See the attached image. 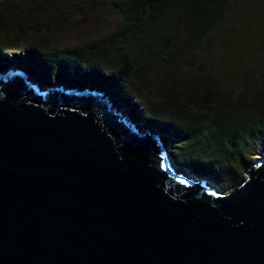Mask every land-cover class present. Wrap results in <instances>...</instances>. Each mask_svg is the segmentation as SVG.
Segmentation results:
<instances>
[{
  "label": "water",
  "instance_id": "obj_1",
  "mask_svg": "<svg viewBox=\"0 0 264 264\" xmlns=\"http://www.w3.org/2000/svg\"><path fill=\"white\" fill-rule=\"evenodd\" d=\"M181 168L97 89L0 72V264H264V151L225 193Z\"/></svg>",
  "mask_w": 264,
  "mask_h": 264
},
{
  "label": "trees",
  "instance_id": "obj_2",
  "mask_svg": "<svg viewBox=\"0 0 264 264\" xmlns=\"http://www.w3.org/2000/svg\"><path fill=\"white\" fill-rule=\"evenodd\" d=\"M80 1L0 0V72L18 68L43 86L108 82V96L133 121L171 139L175 165L226 189L242 181L250 156L264 151V0L255 3L259 16L247 0H110L119 24L55 45L56 24L82 13ZM197 53L212 70L188 61ZM218 71L237 83L220 86Z\"/></svg>",
  "mask_w": 264,
  "mask_h": 264
},
{
  "label": "rangeland",
  "instance_id": "obj_3",
  "mask_svg": "<svg viewBox=\"0 0 264 264\" xmlns=\"http://www.w3.org/2000/svg\"><path fill=\"white\" fill-rule=\"evenodd\" d=\"M261 1L262 0H247V2H249L250 4L249 5L250 7H247V9L249 12L252 13L253 16H259L258 14L260 11H257V14L254 13L256 11L255 3H258ZM97 2H99V4H97ZM78 4L81 7L84 6L83 10H81L82 13L78 12L79 10L78 11L76 10L77 13H71L72 15H70V17L67 18L66 22L64 23L59 22L56 24L57 25L55 27L56 28V32H55L56 38L53 41L55 45L62 46V45H68V44H78V43L87 42L92 39L94 40L100 37L107 30L113 28L114 26H116L117 24L121 22L119 14L114 10L113 6L110 4V0H104V1L95 0V2H89L88 0H84V1L81 0ZM92 5H95L98 7L95 8ZM232 40H233L232 43L233 42L236 43L234 46L237 48V51H239L241 55H243L245 51L247 50L246 48L243 47V42L241 41L239 42L236 39H232ZM199 57L200 58L202 57L201 53H197L196 56H191V58L188 61L197 62L200 60V59L197 60ZM210 62L212 61L197 62L198 65H196L197 66L196 69L197 70L200 69L201 71H205V72L210 71L212 70V68L209 67ZM9 68H12L13 72L20 71L21 75H23V72L20 69L14 68L11 66ZM228 71H230V68L228 69ZM214 75L215 74H212V76ZM216 77L217 79L220 80V82L218 80V83L222 87L226 84L225 81H227L228 83L231 81H234V83H237L236 82L237 75H231L229 72L222 73L218 71V73H216ZM257 86L251 87L249 93L254 94L256 91V88H258ZM95 89H97L98 92L102 93L103 97H108L109 100L112 102V105L115 106L123 116L128 115V109L126 108L125 105L120 106V104H117V102H114L112 100L113 98L110 99V96H108V95H111V90H110V86L108 85V82H102L101 85L99 87H95ZM134 122H136L137 125H139L141 129L143 128L141 125V122L139 121H134ZM143 129H148L152 133L157 134L159 136V142L161 143L164 149L166 148V152L168 155V152L171 147L170 143L172 142L171 139L168 140V138H166L164 134L160 133V131L158 130L156 126H149ZM260 153L261 151L254 152L253 155L250 156V159L248 160L249 162L248 164L253 163L254 159L260 157ZM176 170L184 171V169L182 168L176 169ZM184 173H186L187 175L194 174L191 171H184ZM192 177L196 179H201V178L206 179L208 183L214 186L215 189L219 193H225L226 191L230 189V188L226 189L222 181H213L209 176L199 177L194 174V176ZM244 178L245 177L243 175V179Z\"/></svg>",
  "mask_w": 264,
  "mask_h": 264
},
{
  "label": "bare ground",
  "instance_id": "obj_4",
  "mask_svg": "<svg viewBox=\"0 0 264 264\" xmlns=\"http://www.w3.org/2000/svg\"><path fill=\"white\" fill-rule=\"evenodd\" d=\"M190 177H192V176H190ZM193 178V177H192Z\"/></svg>",
  "mask_w": 264,
  "mask_h": 264
}]
</instances>
